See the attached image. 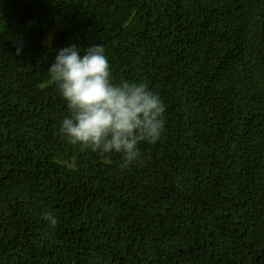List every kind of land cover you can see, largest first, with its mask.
<instances>
[{
    "label": "trees",
    "instance_id": "trees-1",
    "mask_svg": "<svg viewBox=\"0 0 264 264\" xmlns=\"http://www.w3.org/2000/svg\"><path fill=\"white\" fill-rule=\"evenodd\" d=\"M100 44L166 108L128 167L60 131ZM0 264H264V0H0Z\"/></svg>",
    "mask_w": 264,
    "mask_h": 264
},
{
    "label": "clouds",
    "instance_id": "clouds-1",
    "mask_svg": "<svg viewBox=\"0 0 264 264\" xmlns=\"http://www.w3.org/2000/svg\"><path fill=\"white\" fill-rule=\"evenodd\" d=\"M48 74L66 102L69 114L60 131L72 145L121 154V167H128L140 157L142 142L160 139L164 103L142 82L113 83L103 45L83 52L75 45L60 49ZM44 219L57 224L51 213Z\"/></svg>",
    "mask_w": 264,
    "mask_h": 264
},
{
    "label": "rangeland",
    "instance_id": "rangeland-1",
    "mask_svg": "<svg viewBox=\"0 0 264 264\" xmlns=\"http://www.w3.org/2000/svg\"><path fill=\"white\" fill-rule=\"evenodd\" d=\"M60 28V21L58 20L57 21V27H56V30H58ZM52 33L51 34H49L48 36H47V38H46V40H47V42H49L50 40H51V37H52Z\"/></svg>",
    "mask_w": 264,
    "mask_h": 264
}]
</instances>
